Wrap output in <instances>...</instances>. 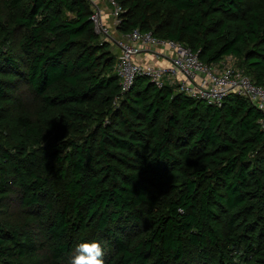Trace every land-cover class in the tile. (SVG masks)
<instances>
[{
    "label": "trees",
    "instance_id": "1",
    "mask_svg": "<svg viewBox=\"0 0 264 264\" xmlns=\"http://www.w3.org/2000/svg\"><path fill=\"white\" fill-rule=\"evenodd\" d=\"M119 32L237 58L264 86V0H116ZM90 0H0V264H264V114L122 92Z\"/></svg>",
    "mask_w": 264,
    "mask_h": 264
},
{
    "label": "built area",
    "instance_id": "2",
    "mask_svg": "<svg viewBox=\"0 0 264 264\" xmlns=\"http://www.w3.org/2000/svg\"><path fill=\"white\" fill-rule=\"evenodd\" d=\"M90 1L94 8L91 20L95 31L109 40L112 36L109 27L103 23L102 9L97 0ZM100 1L110 6L117 28L121 23L122 6L116 0ZM115 42L120 53L114 68L122 92L128 91L138 77H145L158 88L168 86L189 97L217 106L222 105L229 93H236L248 98L264 114V86L254 83L234 56H227L216 63H206L182 42L161 39L152 32H144L139 28L128 34L121 33L120 39ZM150 48H158L161 54L169 53V63L157 65L139 61L137 58ZM261 124L264 128V121L261 120Z\"/></svg>",
    "mask_w": 264,
    "mask_h": 264
},
{
    "label": "clouds",
    "instance_id": "3",
    "mask_svg": "<svg viewBox=\"0 0 264 264\" xmlns=\"http://www.w3.org/2000/svg\"><path fill=\"white\" fill-rule=\"evenodd\" d=\"M99 242H83L77 245L71 264H105Z\"/></svg>",
    "mask_w": 264,
    "mask_h": 264
},
{
    "label": "rangeland",
    "instance_id": "4",
    "mask_svg": "<svg viewBox=\"0 0 264 264\" xmlns=\"http://www.w3.org/2000/svg\"><path fill=\"white\" fill-rule=\"evenodd\" d=\"M97 2L99 3L100 8L102 9L103 23L106 24L107 27H109L110 29L109 30L110 35L112 36V38L109 39L111 43V48L113 49L114 53L117 54L118 56V54L120 53V48L115 41L120 39L121 32H119L118 29L114 25V19L111 15L110 6L107 3L102 2L100 0H97ZM100 35L102 36V38H106L103 34H100Z\"/></svg>",
    "mask_w": 264,
    "mask_h": 264
},
{
    "label": "crops",
    "instance_id": "5",
    "mask_svg": "<svg viewBox=\"0 0 264 264\" xmlns=\"http://www.w3.org/2000/svg\"><path fill=\"white\" fill-rule=\"evenodd\" d=\"M169 53L161 54L158 48H150L144 51L143 55L138 57L139 61L150 62L157 65H165L169 63Z\"/></svg>",
    "mask_w": 264,
    "mask_h": 264
},
{
    "label": "water",
    "instance_id": "6",
    "mask_svg": "<svg viewBox=\"0 0 264 264\" xmlns=\"http://www.w3.org/2000/svg\"><path fill=\"white\" fill-rule=\"evenodd\" d=\"M150 83H152V82H150Z\"/></svg>",
    "mask_w": 264,
    "mask_h": 264
}]
</instances>
